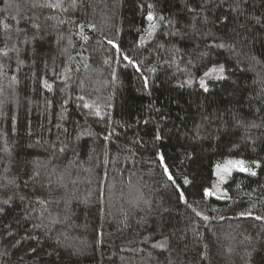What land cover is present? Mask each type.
Segmentation results:
<instances>
[{
	"label": "trees",
	"instance_id": "obj_1",
	"mask_svg": "<svg viewBox=\"0 0 264 264\" xmlns=\"http://www.w3.org/2000/svg\"><path fill=\"white\" fill-rule=\"evenodd\" d=\"M34 3L0 0V264H264V0Z\"/></svg>",
	"mask_w": 264,
	"mask_h": 264
},
{
	"label": "snow or ice",
	"instance_id": "obj_2",
	"mask_svg": "<svg viewBox=\"0 0 264 264\" xmlns=\"http://www.w3.org/2000/svg\"><path fill=\"white\" fill-rule=\"evenodd\" d=\"M75 2H76V0H73V3H74V4H75ZM221 2H223V0H221ZM36 6H40V7H45V6H47V7H57L58 5L51 4V3L38 4V0H37V3H34V4H33V7H36ZM149 7L151 8V5H149ZM240 8H241V0H236L235 9H233V10H237V9H240ZM147 19H148L149 21H153V20H154V16H153V14H152L151 12H149V14H148V16H147ZM161 19H163V17H161ZM225 19H227V17H225ZM34 27H39V26H38V25H34ZM151 27H152V28H155L156 25L153 23V24L151 25ZM109 43L112 44L113 42H112V41H109ZM113 46H114V47H117V49H118V46H117V45L113 44ZM219 46H220V47H224L223 44H221V45H219ZM4 54L6 55L7 53L5 52ZM124 59H125V60H128L129 58L125 56ZM129 62L132 63L131 61H129ZM216 70H217V69H213L212 71H216ZM219 71H220L221 73L224 71L223 66H220ZM208 75H210V73H205V76H208ZM219 79H227V77L221 75V76L219 77ZM144 86H145V88L148 87L147 79H145V85H144ZM200 87L203 88L204 91H206V92L208 91V88H207V86H206L205 81H204L203 78L200 80ZM85 107H88V105H85ZM252 126H253V127H256V125H252ZM155 138H156L157 140H160V139H161V136H160L159 134H157ZM107 139H108V137L106 136V137H105V140H107ZM61 151H63V149H61ZM158 156H159V161H160V163H161V166L164 168V174L167 176L168 180L172 181V182L175 184V179H174L173 175L170 173V171H169L167 165L165 164V157H164V155H163V154H158ZM253 163H254L257 167L260 166L258 161H253ZM228 164H229V165H232V166H238V167H239V170L242 171V172H248V173H250V174L253 175V176L256 175V172L252 171V169H251L250 167H246V166H245V161H243V160L229 161ZM218 168H219V166H218ZM223 170H224L225 172H229V171H230V168H229V167H225ZM185 183H189V181L187 180V178H185ZM204 194H205L206 196H208V195H212V193L209 192L207 189H205ZM179 196H180V199H181V200L184 199V195H183L182 192L179 193ZM21 199H23V197H21ZM41 203H43V202H41ZM3 204H9V200H7V199L4 200V201H3ZM3 211H4V208L0 207V212H3ZM241 215H248V216H251L252 214H251V212H248V213H241ZM255 219H257V220H264V217L257 216V217H255ZM158 246H159V247H163L164 245L161 244V245H158Z\"/></svg>",
	"mask_w": 264,
	"mask_h": 264
}]
</instances>
